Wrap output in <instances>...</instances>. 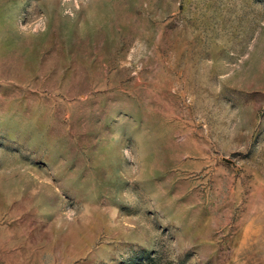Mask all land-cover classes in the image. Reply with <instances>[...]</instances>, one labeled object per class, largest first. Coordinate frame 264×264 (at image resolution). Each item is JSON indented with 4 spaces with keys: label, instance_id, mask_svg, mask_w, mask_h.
<instances>
[{
    "label": "rangeland",
    "instance_id": "obj_1",
    "mask_svg": "<svg viewBox=\"0 0 264 264\" xmlns=\"http://www.w3.org/2000/svg\"><path fill=\"white\" fill-rule=\"evenodd\" d=\"M0 264H264V0H0Z\"/></svg>",
    "mask_w": 264,
    "mask_h": 264
}]
</instances>
